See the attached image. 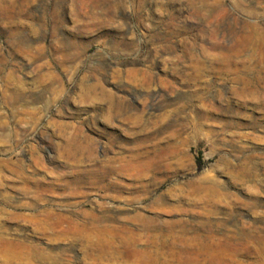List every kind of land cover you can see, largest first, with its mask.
I'll use <instances>...</instances> for the list:
<instances>
[{
    "label": "rangeland",
    "instance_id": "obj_1",
    "mask_svg": "<svg viewBox=\"0 0 264 264\" xmlns=\"http://www.w3.org/2000/svg\"><path fill=\"white\" fill-rule=\"evenodd\" d=\"M0 264H264V0H0Z\"/></svg>",
    "mask_w": 264,
    "mask_h": 264
},
{
    "label": "bare ground",
    "instance_id": "obj_2",
    "mask_svg": "<svg viewBox=\"0 0 264 264\" xmlns=\"http://www.w3.org/2000/svg\"><path fill=\"white\" fill-rule=\"evenodd\" d=\"M255 124V123H254Z\"/></svg>",
    "mask_w": 264,
    "mask_h": 264
}]
</instances>
